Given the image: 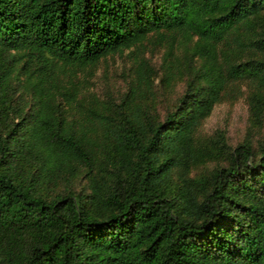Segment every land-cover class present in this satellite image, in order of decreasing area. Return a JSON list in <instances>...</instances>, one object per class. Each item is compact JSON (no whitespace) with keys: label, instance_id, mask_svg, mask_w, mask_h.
<instances>
[{"label":"trees","instance_id":"16d2710c","mask_svg":"<svg viewBox=\"0 0 264 264\" xmlns=\"http://www.w3.org/2000/svg\"><path fill=\"white\" fill-rule=\"evenodd\" d=\"M151 35L193 41L165 68L184 80L173 109L142 107L143 73L76 125L61 74ZM241 81L264 119V0H0V264H264V141L206 179L183 173L226 148L195 134Z\"/></svg>","mask_w":264,"mask_h":264},{"label":"rangeland","instance_id":"374dc122","mask_svg":"<svg viewBox=\"0 0 264 264\" xmlns=\"http://www.w3.org/2000/svg\"><path fill=\"white\" fill-rule=\"evenodd\" d=\"M192 43L193 41L190 42L191 45ZM191 45L177 47L174 43L171 47L170 41L151 35L141 46L111 55L96 65L64 71L61 78L66 84L71 82L74 85L78 99L74 109L69 112L71 119L76 125L94 128L96 119L92 114H106L108 110L119 106L129 89L137 85V80L143 73L145 77L150 76L153 84L146 91L144 87L141 89L142 107H150L151 112L157 111L160 115L173 109L184 91V80L176 77L168 84L165 68L168 63H174L176 67L182 65L191 55ZM255 86L249 81L236 83L204 120L195 134L196 146L214 148L218 137L222 135L226 148L222 149L220 156L185 170L183 173L187 179L199 181L208 178L216 168L228 164L227 155L223 153L238 145L247 143L258 153L264 141V119L252 110V95L260 89ZM180 173L179 170H174V180ZM75 185L74 189L80 190L84 181H78Z\"/></svg>","mask_w":264,"mask_h":264}]
</instances>
